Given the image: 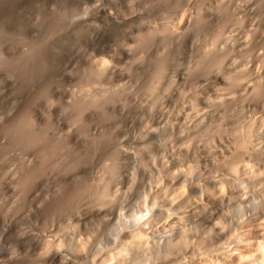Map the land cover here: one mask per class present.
Segmentation results:
<instances>
[{
  "label": "rangeland",
  "instance_id": "obj_1",
  "mask_svg": "<svg viewBox=\"0 0 264 264\" xmlns=\"http://www.w3.org/2000/svg\"><path fill=\"white\" fill-rule=\"evenodd\" d=\"M8 1L10 0H4L3 2L0 1V3L2 2L0 5L1 9L3 7V11L1 10L2 13L0 12V25L3 26L0 27L1 29L5 28L7 31H10L11 29L14 31L16 30L15 32H12L13 35L12 33H10V35H8L9 33H6V35L9 37L8 41H13H7L8 43H11L9 44L11 45L10 47H14L9 48L11 50L21 49L22 52L23 45V48H28H26L25 45L27 42V46L28 44L31 45V43H35L34 46L39 48H36L38 53H35V47L34 54H32L33 51L32 53H29V55L31 54V57L34 55V60H32L33 57L30 58V56H26V54L25 56L27 58H21L19 55L20 51H18L19 54L15 51V53H17L16 55L21 58L19 59V57L14 56V52L11 51L13 52V55L11 54V56L15 57V59L17 57L19 61L9 56L12 61L8 63L5 61L3 66H0V213H5L9 210L8 205H10L13 198V194L7 191V188L12 185L11 180H13L11 179L13 178L11 177L12 174L9 173L8 175V172H11L10 167L14 162V157H11V155L18 151L24 153L26 149L34 148L35 146L34 143L26 144L27 142H25V137H23L28 132V128L25 123L30 120L28 116L29 112H34L38 109L37 112L48 110L51 114V119L46 122L47 125L44 124V127L42 126V133L40 130L39 133L34 136H37L36 140L34 138L35 144H41V146L46 148L47 151L52 149V153L49 152V154L51 153L53 155L56 153L58 156L64 153L60 150L62 153L59 154L58 149L61 148L63 150L66 148V151L64 150L66 153L70 148V152L67 153L69 154V157H66L67 160L70 159V156H73L72 158L76 157L77 159L83 157L84 159L80 158L82 162L86 161L84 162L85 165L82 164L85 167L82 166L80 170L78 169V172L75 173V175H72L66 170L67 168L63 167V165L62 167H58V165H61L62 162L60 158L61 156H57L58 158H55L50 154L51 158H53V162H56V164L59 163L57 167L54 166V171L52 166L55 165V163L50 161L51 159L49 156L50 160L48 161L50 163L47 162L46 168L51 171L50 168L52 167V171L56 172V175H54L53 172V176H55V182L52 180L55 186L52 188L49 194L40 196L38 200L41 212V214H39L40 216L38 215L36 218H31V220L27 221L26 225L24 224L23 226L25 227L24 229L27 235L36 239L38 242L40 241L39 245H42L46 241L56 242L58 240L68 241L80 239L85 243L84 254L89 255V258L83 259L82 262L89 261L91 263L93 262L91 260H94L98 264H101L104 261H107L102 249L110 242L117 231L118 220L120 217L128 220L135 213L143 211L145 209V203L149 204L150 200L153 199L152 191H154L156 188L162 191V195L160 196L164 195L167 197V199L165 197H162V199L160 198L161 201L163 200L162 202L168 204L165 206L164 203H160V206L163 209L168 206V208H170L171 201L175 200V202L178 201L176 204L180 203L178 199L181 198V194L179 193L180 195L178 196L177 192L180 190L183 191L184 189V184H181L184 177L192 175L190 173L191 166L193 167L194 165H197L193 168L194 176L198 174L200 175L194 177L195 179L197 178L196 180L199 182L196 180L195 181L198 183L211 184L214 180H220L221 178H224L225 172L223 169L225 167L222 166L221 168L220 166L219 169H216V166H218V161L214 157L215 155H213L211 152H216L215 150H217L221 145V148L225 149L222 143L223 141L221 142L222 144L220 141L223 139L225 143L227 140H230L232 137H234L236 130L233 128L238 122H244V125H247V121L256 119L257 123L259 121V125L261 123L260 126H262V128L258 126L263 130L261 131L259 128V131H261V133L264 132V100H259L257 103L260 104H258L256 107L248 108L246 102L242 101L240 98L234 97L235 99L233 98L234 100L231 105L232 107L230 108L231 103L226 104V107L229 106V110L225 108V111L228 110V112L226 111L227 114H225L226 112L223 114L224 116L227 115L225 116L226 119H223L224 124L227 125L225 126L223 122L220 121L222 122L223 127H226H224V129H227V133H225L226 131H223L224 133H222L221 128V133H218L219 127H222V125L220 123V126H218L219 117L216 114V110H218L216 109V103H218V101L213 93L217 91L219 86L217 81L214 79V76H212L215 75L214 73L211 75L209 74L210 77L208 75L206 76L205 74V77H208L207 80H205L203 76L204 73L207 72H204L199 67V62L203 52L205 51V48L208 46L210 47L215 43L218 46H216V49L220 48V46H224L228 51L230 46L231 49L232 47H237L236 50L232 52V55L230 54L231 49L230 52L228 51L229 53L227 54L230 56L229 58H226L227 60L225 59L224 62V64L227 62V65L224 67H226L225 69L230 70L229 72H233L231 70L237 71L243 63L244 66L251 65L252 67L260 69L261 71L264 70V61L261 59L264 58V46H262L264 44V3H260L262 0H259L260 2L258 1V3L257 0H252L253 2H250V4H253L251 7H253H249L247 10L251 12H246V9H243L234 15V13L232 14L231 11V14L234 15V19L231 18L233 19L232 23H234H231L230 26V19L228 20V24L225 23L228 22L227 19L232 15L228 16L225 13V16L227 15L228 18L224 16V13L222 15L221 10H219L220 0H23V3L22 0H18L17 2L15 0H11L10 2ZM71 1L74 2L75 6L78 5L77 8H74L75 6H71L73 5ZM132 1H134V3H130ZM150 1L152 2L151 4ZM4 2L8 6L10 4V8H4L6 5ZM225 2L227 4L229 1L221 0V3ZM19 3H22L23 5H20ZM96 3L107 7H113V5H115L114 7L118 6L119 9H124L126 14L129 15V21L136 18L135 14H137V19L139 20L140 18L141 21L134 20L130 22V25L126 24L124 26H103L100 24H91L89 22V18L86 16H83V18H80L79 16L74 17L73 13L75 9L80 8L79 10L82 12V15H84L83 11H87L88 13L93 11L92 5L95 6ZM15 8L18 9L16 10ZM250 8L254 9L250 10ZM4 9H6V12L9 11V13L6 14V16L9 14L7 16L9 19L5 16L4 20L7 18L8 20H6L10 24L9 26L12 25L15 27V29H13V27L10 29V27L7 26L8 24L6 21H2L5 11ZM40 12L42 13L40 14ZM141 14H143V16H147L148 20L145 19V17L144 20L146 21H142L143 16L140 17ZM228 14H230V12H228ZM236 14H239L238 17ZM35 15H39V17L37 18ZM197 15H200L199 17L202 16L201 18L206 17V19L203 18L202 22L201 19L199 20L198 18L202 25L199 24L198 20H196L198 22V25L196 26L198 27H196L194 24L193 26H195V29L189 28L192 31H187V26H189V23L193 21L192 20L188 23V20H191L193 16L194 18H197ZM130 16L133 17L131 18ZM220 16H224V19L227 18L225 19L227 22L223 20V18H221V21L224 22H221ZM207 18L209 20H207ZM237 18L240 19L238 20ZM196 21L194 19L192 24L194 22L196 23ZM3 22L5 23L3 24ZM221 23H224L226 26H221ZM169 25L172 26V28L178 29L179 32L181 31L184 33V37L181 36V39H183L179 40L182 41L180 43L178 40L170 41L167 38V40H165L166 44L164 46H168L164 48V40L162 39H165V35L162 33V30ZM152 28H156V30H152ZM146 31L152 35H146L148 34ZM143 33L146 34L144 35ZM182 33L180 34L182 35ZM24 34L28 38H26ZM141 34L142 37L147 36L149 38L148 39L147 37H144L145 39H143L141 37L142 41H146V39H148L146 42L143 41L145 43L143 46H141L143 43L140 40ZM6 35H0L1 37L3 36L2 39L4 40L1 38L0 39L2 43L4 42V47L7 40H5L7 37ZM170 36L171 35H169V37ZM10 38L11 40H9ZM27 39L29 40L27 41ZM170 39H172V37H170ZM217 40H219V43ZM246 40H248L247 43ZM138 41H140V45ZM167 41L170 42V45L174 42L175 43L170 46L167 44ZM161 42H163V44ZM235 43H238V45L240 44L242 46L239 47L237 44L236 46ZM7 44L6 48L9 46ZM213 45L212 47L215 48ZM243 45H245L247 49H242L245 47ZM227 46H229L228 49ZM212 47H210L208 50H210ZM31 48L33 49V46L30 47V49ZM225 48H223V51ZM226 50L224 52H227ZM239 51L240 53L242 51V54H244L243 52L245 51V55H243L245 57L248 54L246 61L244 60L243 62L240 60L242 54L240 55ZM247 51L248 53H246ZM235 52H237L238 54H236L241 57L239 58V56L234 55ZM259 53L260 57L262 56L261 54H263L260 59L258 57ZM227 54L224 53L225 56ZM21 55H23V53H21ZM29 58L31 60L27 62L26 59ZM100 58L106 59L109 62V65L115 68V75L112 76L114 78H109V76L107 77L102 74H99L100 76H91L89 72L90 64H92L91 62L94 60ZM237 61H239V66L236 65ZM240 61L243 63H240ZM158 64L162 66V72L164 73H161V75L163 74V76L160 75L161 78L160 76L157 77L160 79L154 78V69L157 68ZM4 69H7L9 73ZM225 69L224 71L226 72ZM85 72H87V74ZM26 73H28V75ZM11 74H15L16 76ZM254 75L252 74L253 77ZM11 77L12 79H10ZM90 78L91 80L88 81ZM154 79V84H152ZM95 83L97 84V87L105 86L109 89L104 90L106 89L105 87L104 89L96 88L98 91L97 92L95 90ZM91 87H94L93 90ZM150 87L151 89L154 88L156 92L151 91ZM100 89L104 90V93L101 92ZM118 90L119 93L117 92ZM93 91L94 93L97 92L96 96L98 95L102 97V95L105 94V96H108V102L106 99H101L104 101L102 102L99 100V102L102 104L99 102L98 103L100 105L95 103L97 106H100V108L96 106L97 110L103 109L104 112H101L103 111L101 110L98 111L97 114L94 109L93 113V108H91V105L88 106V103L85 105L87 109L82 108V110L81 105H77L75 108L73 107L75 106V104H73V99L77 100L79 96L81 97V100H84V96L88 95L89 93L94 94ZM99 92L102 94H98ZM108 92L110 95L107 94ZM153 92L156 94L152 95ZM111 93L116 95L115 100H113L114 96L111 95ZM58 95H61V97ZM76 95L77 98L75 97ZM50 97H53V100H50ZM59 97L61 99H58ZM160 97L163 100H160ZM80 99L78 100V104L82 103ZM214 100L216 103H214ZM51 101L52 103H49ZM221 111L223 112L222 109ZM207 112L210 117L212 116L211 122L216 120V118L217 120L214 121V123L218 122L216 123L218 128H216L214 124H211L210 129L208 128V136L206 135L207 130L203 128L205 122L201 123L202 121H200L201 118L204 119L202 116ZM222 112L220 114H222ZM223 115L222 117L225 118ZM220 120H222L221 116ZM17 122L19 127L16 128V132L14 126L17 125ZM70 125H72L73 132H75L72 136L65 137L64 134L62 135V137L64 136L63 138H60L61 135L60 137L56 136L61 133V126L70 127ZM213 126L216 129L215 131L217 135H221V137L219 136L221 140L216 138L218 137L216 134L212 133V135L209 136L211 132H214ZM19 128L21 130H19ZM211 128L212 131L210 132L209 130H211ZM11 130L12 132H10ZM58 130L60 131L58 132ZM204 130L205 132H203ZM201 131L203 132V135L206 136L203 137ZM13 133H15L16 136ZM39 134L42 136L39 137ZM74 135L77 137L75 138ZM213 135H215V137ZM20 136H22V138ZM194 136H198L199 139L196 137L194 138L195 140H193ZM56 139L59 140L56 141ZM214 139H217L219 142V144H216L217 148H215L216 145H214ZM13 141H16V143ZM68 141H71V144L69 142V146L67 144ZM217 141L215 140V142ZM76 142L78 143L76 144ZM227 143L225 144L226 147ZM55 144L57 145V149ZM66 144L69 148L64 147ZM32 145L34 146L32 147ZM61 145H64L63 148ZM51 146L54 147L52 148ZM36 147L37 146H35V148ZM221 148L219 149L222 150ZM14 150L17 151L14 152ZM65 153L64 155L67 156ZM64 155L62 156L64 157ZM134 155L138 157L141 165L140 163H138V165L132 163L131 157ZM59 158L60 161H58ZM65 162L66 161L62 163ZM259 163L261 164L263 162H258L256 164L254 162L252 164L257 169L258 165L260 166ZM50 164L52 166H50ZM260 168L261 171H264V163ZM34 171L33 173L35 174L31 173V171L28 173L29 176H25L28 180L25 177L24 181L22 180L23 178L21 179L23 183L21 182L22 185H20V187L23 186V188H25L23 190L25 196H23L24 198L26 197L25 202L21 206L27 207L30 203H32L33 197L31 192H33V188L38 181V176H40L39 172L37 176L36 171ZM30 174L34 175H32L33 178ZM99 182L103 183V185L108 184L107 189H109L108 192L110 191L109 193L112 195L113 199L112 204H109L110 206H108L109 211L107 215L96 214L93 210L94 208L92 209L88 204H91V201L94 202V197L95 195L97 197L96 193L99 192H97V190H101L100 188H102L103 185H101ZM98 183L101 185V187H98ZM178 185L180 187L183 185V189H179ZM164 187L165 189H163ZM172 189L174 190L172 191ZM250 189H252V187ZM165 191L166 193L164 194ZM249 191L252 192L253 189L248 190V194L246 195L252 194L251 192L249 193ZM175 194L177 199H174L175 196L173 195ZM89 200L91 201L88 202ZM166 200H170V202H167ZM231 204V206H234V201H231ZM178 209H180V207H178L176 210ZM182 209L178 210L179 212L174 211L175 209H172L171 211L173 213L165 214H173V216H175V214L178 216L186 215L187 213L184 214L185 211L182 213ZM199 211L200 210H197L198 213H194L201 215L202 211ZM206 213L207 215H205ZM191 215L193 216L194 214L190 213L188 220L185 219V221L187 220L188 223L183 222L185 223L183 226V223L178 226L179 228L181 226L184 227L183 233L186 236L188 235L186 238L190 237L192 240L193 236L192 234L190 235V233H193L194 235L197 234L196 237H193V241L195 240L194 242L188 238L190 243L192 242L194 244L196 239L199 237L198 235H201L205 230L204 228L207 226L213 228V230L216 231L217 223L220 220L219 210L217 207L212 206L211 210L202 214L203 216L201 215V217L196 215L198 218L195 217V215L193 216L195 218H193ZM203 219L204 221H202ZM248 223H251V221L247 222V224ZM253 224L254 222L248 225L250 229L247 228V225L246 228L252 230ZM185 226H189L190 228L185 229ZM246 228L244 227L245 232H247L246 234L250 235V232L252 231L248 232ZM180 229L183 230V228ZM161 232L163 233V231H160L158 235H161ZM164 236L168 237L166 235ZM186 238L185 242L187 244H185L187 247L185 244L178 247L181 251H185V248H187V251L192 249H189L190 245L188 246L189 242H187L188 240L186 241ZM162 240L161 243L165 242V239ZM155 241L158 240L155 238ZM194 245L190 247H194ZM10 246L14 248L12 253L14 260L13 263L10 264H37V261L40 259L37 257L40 253V249L35 250L37 247L34 248L31 244H29V246L25 242L6 244L8 251ZM181 247H184L185 250H182ZM175 249H177V247ZM180 250L177 249L178 252L183 255L185 254L187 257L192 258L193 255L196 254L194 259L197 257L198 258L196 260L193 259L195 263L199 262L202 258V254L199 252L194 253L195 248L194 250L192 249L193 252L190 250L188 252L189 254L186 251L185 253L181 252ZM35 251L38 253H35ZM203 258H206L207 260L208 257L205 256ZM102 260L104 261L102 262ZM203 260L204 259H201L202 262L205 261ZM108 261L103 264L108 263ZM112 262L118 263V259L117 261L115 259ZM3 263L0 262V264Z\"/></svg>",
  "mask_w": 264,
  "mask_h": 264
},
{
  "label": "bare ground",
  "instance_id": "obj_2",
  "mask_svg": "<svg viewBox=\"0 0 264 264\" xmlns=\"http://www.w3.org/2000/svg\"><path fill=\"white\" fill-rule=\"evenodd\" d=\"M0 1L3 2L4 0H0ZM5 1H7V0H5ZM10 1H8V2H10ZM15 1L17 2L18 0H15ZM224 1H226V0H224ZM227 1H229V2H227V4H226V2L225 3H221V0L219 1L220 2L219 10H221L222 15L224 13V16H225V13L228 16L232 15L233 13L235 15V13H238L239 11H241L243 9H246L245 11L247 12V11H249V10H247V8L251 7V5H253V4H250V2L252 0H227ZM258 1L259 0H257V3H258ZM262 1L261 2L259 1V2L261 4H263L264 1L263 2ZM19 2H21V1H19ZM1 3H0V5H1ZM22 3H23V0H22ZM72 3H73V5H71V4L70 5L74 7L75 6L74 2H72ZM130 3H134V1H132ZM151 3L152 2L150 1V4ZM4 4H6V3L4 2ZM75 4H76V2H75ZM231 4H232V7H231ZM6 5L4 6V8L5 7L10 8V4H9V6L8 5L6 6ZM77 6H75L74 8H77ZM92 6L94 7V8L92 7L93 11H90L89 13L87 11H83L84 15H82V12L79 10L80 8L79 9H75V11L73 13L74 17L79 16L80 18H83V16H86V17L89 18V22L91 24H100V25H103V26H106V25L107 26L108 25H110V26H112V25H114V26H124L126 24L130 25L131 21L138 20L137 19L138 18L137 14H135L136 18L134 17L135 19H132L131 21H129L130 18H128L129 15L126 14V11L124 9H119L118 6H116L118 8L114 7L115 5H113V7H110V6L107 7V6H101L100 4L96 3L95 6L94 5H92ZM20 7L23 8L22 6H20ZM24 7H27V6H24ZM251 8H250V10L254 9V8L253 9H251ZM2 9H3V7H2ZM2 9L0 7V12L1 13L3 11ZM6 9H4L5 10L4 11L5 15L3 14V17H2L3 19L1 18L2 21L4 20L6 14L9 13V11L6 12ZM228 10H230V11H228ZM231 11H232V14H231ZM228 12H230V14H228ZM249 12H251V11H249ZM1 13H0V15H1ZM41 13L42 12H40V14ZM197 14H198V12H197ZM227 15L225 17H227ZM234 15L230 16L229 18L227 17L228 19L225 18V19H227V21L230 19L229 20L230 23H229V21L227 22L223 18L224 16H222V17L220 16V21H221V18H223V20H225L227 22L225 24L229 23V26H230V24L232 23V21L234 19L233 18ZM238 15L236 14L237 17H238ZM36 16L37 15H35V17ZM138 16H140V15H138ZM142 16H143V14H141L140 17H142ZM197 16H198L197 18H194V16H193V18L191 20H188V23L190 21H192V20L194 21V19L196 21V20H198V18H199V20L201 19V21H202L203 18L206 19V17L201 18L203 15L201 17H199L200 15H197ZM38 17H39V15L37 16V18ZM144 18L147 19L148 17L147 16H143L142 21L144 20ZM231 18H233V19H231ZM6 19L4 21H6V23L8 24L7 26H9L10 24L7 22V20L9 18L7 20ZM73 20H75V19H73ZM139 20H140V18H139ZM199 20H198V22H199ZM207 20H209V19L207 18ZM235 20H236V17H235ZM145 21L146 20H144V22ZM237 21H235V22H237ZM192 22L189 23L190 25L188 23L187 24L189 26H191ZM198 22L197 21H196V23L194 22L192 24V26L194 24H195V26L198 25L197 24ZM221 22H224V21H221ZM4 23L5 22H3V24ZM132 23H134V22H132ZM204 23H206V22H204ZM199 24L202 25V23H200V22H199ZM170 25L162 30V33L165 35L164 36L165 39H162V40H164L163 41L164 44H163V42H161L163 44V46L166 44L165 40H167V38L170 41H172V40L173 41L174 40L177 41L178 40V42L180 43V42H182V41H179L181 39V36L184 37V33H182L181 31L179 32L178 29L172 28V26H170ZM201 25H199V26H201ZM223 25H224V23L221 26H223ZM0 26H3V25H0ZM189 26H187L188 27L187 31L191 30L189 28H194L195 29V26H193V27L192 26L189 27ZM225 26L226 25H224L223 27H225ZM9 27H10V29H11V27H13V29H15V27L12 26V25L9 26ZM196 27H198V26H196ZM7 29H8V27H7ZM1 30H3L4 32L6 31V32L4 33ZM150 30H147V31H150ZM152 30H156V28H152ZM0 31H1L0 35L4 36V34L6 35V33L7 34L9 33L8 35H10V33H12L14 30L11 29L10 31L9 30L7 31V30H5V28L1 29V27H0ZM147 33L148 34H146V33L145 34L146 35H150V36L152 35V34H149V32H147ZM180 33H182V35ZM168 34L171 35L170 37H172V39H170ZM12 35H13V33H12ZM2 37L0 36L1 39H2ZM141 37H142V34H141L140 38ZM144 37H147V36H143L142 38L145 39ZM8 38H9L8 36L5 38V40L7 39L6 42H5V47L3 46L4 42L2 43V41L0 39V66L1 67L3 66L5 61H6V63L12 61L10 59V57H13V56H11V54L13 52H14L13 53L14 56H18V55H16L17 53H15V51L16 52L20 51V54H19V52H18V54L21 56V58H24V59L27 58L26 56H28L29 53H32V51H33L32 54H34L35 50H36L35 53H38L37 49L39 47H37V46L35 47L34 46L35 43H31V45L33 44L32 45L33 49L32 48L30 49V47H32V46L29 45V44L27 46L28 42L25 44L26 48L27 47L28 48L27 49H25V47L23 48V46H24L23 45L22 46V49H23L22 52H21V49L20 50H15V49L11 50L10 48H14V47H10L11 45H9V44H11V43H8V42H13V41H8ZM26 38H28V37L26 36ZM140 38H138V39H140ZM142 38L140 39L141 41H142ZM162 38H163V35H162ZM148 39H146V41ZM2 40H4V39H2ZM9 40H11V38ZM28 40L29 39H27V41ZM146 41H144V42H146ZM218 41L219 40H217V42ZM247 41L248 40H246V43H247ZM138 42H139V45H140L141 44L140 41H138ZM144 42L142 43L141 46H143V44H145ZM263 42H264V40H263ZM169 43L170 42L167 41V44H169ZM174 43H172L171 45H173ZM6 44L9 45V46H7V48H6ZM236 44L238 45V43H235V45ZM212 45L210 47H212ZM39 46H40V44H39ZM167 46H164V48L167 47ZM213 46H215V48L212 47L210 50H208L210 48L209 46L206 47L207 49L205 48V51L203 52L201 60L199 62V64H200L199 67L204 72H207V73H204V76H203L205 80H207V78H208V77H205V74H206V76L207 75L209 76V74L211 75L212 73L215 74V75H212V76H214V79L217 81V84H218L219 87L217 86L218 87L217 91L215 93H213L214 96L216 97L217 101H218V103H216V101H215L216 99H215L214 103H216L218 106L220 105L219 107L216 105V107H217L216 109H218V110H216V114L219 117V119H218L219 123L218 122H216V123H218V126H220L219 125L220 123L222 125V127H219L218 133L221 131V129H222V133H224L223 131L227 130V129L226 130L224 129V127L227 124H224L223 119L225 120L226 119L225 116H227V115L224 116L223 114H224V112H226V111L228 112V110H229V106L226 107L227 106L226 104H230L231 103L230 104V108L232 107L231 105L233 103V100L235 99L234 97L240 98L242 101L246 102L247 105H248V108L249 107H256L258 104H260V103H257V102H259V100H261V99L264 100V70H262L263 71L262 72L260 69H256V68L252 67L251 65H250L251 67L249 65H247V66L245 65L244 66L243 62H244V60L246 61V57L248 56V54L246 55V57L243 56V55H245V51L246 50L243 52L244 54H242V51H243L242 49H247L246 46L243 45L245 47H243L242 49L240 48L242 50L241 53L239 51V54L240 55L242 54V57L237 55L238 54L237 52H235V54H234V55L239 56V58L241 57L240 60H242L243 62L240 61V63L242 62L243 64L239 68L238 67L239 66V64H238L239 61H237L236 65H238V66H236V67H238L239 69L238 70L235 69L237 71L231 70L233 72H229L230 70H227V69H225L226 67H224V66L227 65V62H226V64H224V62H225V59L229 58V56H230L227 53L230 52V49H231L230 47L231 46L230 47L227 46V49L229 47V50H228L229 52L226 50V48L224 46L221 47L219 45L221 50H220V48L216 49L218 47L217 44L214 43ZM238 46L240 47L242 45L239 44ZM262 46H264V44ZM34 47H35V50H34ZM223 48H225L224 51L226 50L227 52H224ZM236 48L237 47H235V48L232 47L231 53H230L231 55H232V52H234L236 50ZM166 50H167V48H166ZM11 51H13V52H11ZM162 52H164V51H162ZM21 53H23V55H21ZM224 53H226L227 54L226 56H228V57H226L224 55ZM246 53H248V51ZM25 54H26V56H25ZM39 55H40V53H39ZM261 55L263 56V54H261ZM22 56H25V57H22ZM32 57L30 56V58H32ZM243 57H245V58H243ZM258 57H259V59L261 58L260 57V53H259ZM21 58L19 57V59H21ZM30 58L26 59L27 62L29 60H31ZM13 59H15V57H13ZM16 59L18 60L17 57H16ZM261 59H263V61H264V58H261ZM23 60H20V61H23ZM32 60H34V57L32 58ZM237 60H239V59H237ZM91 63L92 64H90V69L87 67L90 70V71L89 70L88 71L90 72L91 76L92 75L94 76V75L102 74V75L107 76V77L109 76V78L110 77L114 78L112 76L115 75V72H116L114 70L115 68L113 66L109 65V62L106 59H103V58L101 59L100 58V59L94 60ZM16 65H18V64H16ZM223 67L226 70V72L224 71ZM11 68H12V66H11ZM7 69H4V70H7ZM25 69H26V67H25ZM154 70H155L154 71L155 72L154 78L159 77L161 75V73H163L162 72L163 68L159 64H158L157 68L154 69ZM12 71H13V69H12ZM12 71H10V72H12ZM5 72H4V74H5ZM8 73H9V71H8ZM28 73H26V74L28 75ZM85 73L87 74V72H85ZM163 74L161 76H163ZM252 74L253 75L255 74L254 77L252 76ZM2 75H3V73H2ZM11 75L16 76L15 74H11ZM161 76H160V78H161ZM9 77H10V75H9ZM160 78H157V79H160ZM10 79H12V77ZM90 80H91V78L88 81H90ZM154 81H155V79L153 80L152 84H154ZM96 85L97 84L95 83V86ZM99 85H100V83H99ZM85 87H86V85H85ZM89 87H90V85H89ZM104 87L105 86H102V87H97L96 86L95 90H96V88H103L104 89ZM81 88H83V87H81ZM93 88H92V90H93ZM107 89H109V88L107 87L104 90H107ZM150 89H151V87H150ZM155 89H156V87H155ZM155 89L153 88V89H151V91H155ZM79 90H81V89H79ZM100 90H101V92L104 93V90H102V89H100ZM109 92L107 94H109ZM117 92L119 93V90ZM74 93H76V92H74ZM93 93H94V91H93ZM96 93H94V94L89 93L88 95H86L84 93L86 95V96H84V100H81L80 99L81 97H79V96H78L77 100L73 99V101H74L73 104H75V106H73V107L75 108L77 105H81V109L82 108H86L87 109V107L85 105H86V103H88L89 105L88 104L87 105L88 106L91 105V108H93V110H92L93 113H94V109H95V111L98 114V111H101L103 109L97 110V107L100 108V106H97L95 103H97L98 105L102 104V103L99 102V100L106 99V101H107V97L108 96H105L106 94L102 95V97L98 96V95L96 96ZM98 94L101 95L102 93L99 92ZM153 94L155 95L156 93L153 92L152 95ZM111 95H113V94L111 93ZM230 95H232V96H230ZM49 96H51V95H49ZM58 96L61 97V95H58ZM113 96H114V99L113 98L112 99L115 100V96L116 95H113ZM60 97L58 99H61ZM75 97L77 98V95ZM51 99L53 100V97H50V100ZM79 99L82 101L83 104L82 103L78 104L79 103V101H78ZM110 99H111V97H110ZM160 100H163V99H161V97H160ZM106 101H105V103H106ZM102 102H104V101H102ZM112 102H109V103H112ZM49 103H52V101L49 102ZM82 105H84V106H82ZM92 106H94V107H92ZM220 108L223 110V112L221 111ZM225 108L228 109V110L225 111ZM37 110L34 111V112L33 111L29 112V114L27 113L29 118H30V120L27 123H25V122L24 123H25V125L28 128V130H27L28 132L26 133V135L23 136V137H25V142H27L26 144L34 143V145L37 146V147L35 148V146L32 145V147L34 146V148H28V149H26V151L24 153L23 152L21 153L20 151H18V152H16L17 155H16V153L12 154L11 157H14V162H13V158H12V162L13 163H12L11 167L8 165L10 167V171H11V172H8V175H9V173L12 174V176L11 175L10 176L13 177V178H11L13 180H11L12 185H10L7 188L8 189L7 191H9V192H11L13 194V198L11 200L10 205H8L9 210L7 212H5V213H0V262H2V263L4 262L3 264L13 263L14 259H13V254L12 253L14 251V248L12 246H10L9 247V251H8V248H6V244L25 242V243L28 244V246H29V244H31V245H33L34 248L37 247V249H35V250L40 249V251H39L40 253L37 256L40 259L37 261V264H98L94 260H91V261H93L91 263L89 261L88 262H82L83 259H88L89 255L88 254L87 255L84 254L85 243H84V241H82L80 239H78V240H68V241L58 240L56 242H47L46 241L42 245H39L40 241L39 242L36 241V239L30 237L29 235H27L25 233V229H24L25 227H23L24 224L26 225V222L31 220V218H33V217L36 218V217H38L39 214H41L40 207H39V204H38V200H39L40 196H45V195L49 194V192L55 186L54 185V182H55L54 177L55 176H53V172L55 171L54 166L57 167V165L59 164L58 161H60V158H61L62 162L66 161L65 162L66 164L61 162V165L59 164L60 166L58 165V167H62V165H63V167L67 168L66 170L69 171L70 174H72V175H75V173L78 172V169L80 170V168L85 165L84 162H86V161L82 162L81 159L83 157L82 158L80 157L81 159L80 158L77 159L76 157L72 158L73 156L72 157L70 156V159L67 160L66 157H69V154H67V153L70 152V148L68 146H69V142L71 144V141H68V143H67L68 146H67V144H66V146L63 145L64 147H68L69 148L68 149L69 151L67 150L66 153H65L66 148L63 149V150L61 148L58 149V151H59L58 153L59 154L62 153V152H60V150H61L67 155V156H65L64 153H63V154L60 155L61 157L56 155V153H54L52 155L51 154L52 151H53L52 149H50V151H47L46 148L41 146V144L40 145H39V143H37L38 145L35 144L34 138L36 140L37 136L36 137H34V136L37 135V133H39V131L42 129V126L44 124H46V122H48L51 119V114L49 113L48 110H44V111L42 110V112H37ZM39 111H40V109H39ZM87 112H88V110H87ZM101 112H104V110L101 111ZM221 112H222V114H220ZM227 112L225 114H227ZM208 115L209 114L207 112V113H205L202 116L204 119H202V118L200 119V121H202L201 123L205 122L203 128H205V130H207L206 131L207 134L204 133L207 136H208V128L210 129L211 124L212 125L214 124V126L216 128H218L217 124L214 123V121H216L217 118H216V120L213 119L214 121L211 122V117L212 116L210 117V115H209V117H208ZM222 115L225 118H223ZM220 116H221L222 120H220ZM220 121L223 122V124L225 125L224 127H223L222 122H220ZM13 123H14V121H13ZM24 123H23V125H24ZM239 123H242V122H238L237 125H235V127L233 128L234 130H236V134L234 135V137H232V139L227 140V142L229 141L228 143L227 142L224 143V140L223 139L221 140V138H219V136L221 137V135H219V134L217 135V133L215 131L216 129H215L214 126H213L214 127L213 128L214 132H211L212 128H211V130H209L211 132V134H209V136L212 135V133L216 134L218 136L216 138L221 140L220 143L223 141L222 143H223V146L225 147V149L224 148L222 149L221 148V146H222L221 144L222 143H221L220 144L221 146L218 145V146H220V147H218V149L221 148L222 150H220V149L218 150L217 149V150H215L216 152H214L213 149H212V151L214 153L209 151L213 155H215L214 157L218 161V163H217L218 166H216L217 167L216 169H219L220 166H221V168H222V166L225 167L223 169L224 172H225L224 178H221L220 180H214L213 183H211V184L198 183L199 181L196 180L197 178L195 179L194 177L198 176L199 174L194 176V168H193L194 166H197V165H194L193 167L191 166L190 173L192 175L191 176L188 175V177L185 176L183 180L181 179L182 180L181 184H184V186L182 185L184 189L182 188V186L181 187L179 186L180 182H179V185H178L179 189L180 188L183 189V191L180 190L181 192L180 191L177 192L178 196L181 194V198L178 197L179 198L178 200L180 201V203L176 204L178 201L175 202L174 199L175 198L177 199V197H176V194L173 195V196H175L174 199H173L174 201L170 202V200L169 201L166 200L167 202L171 203L170 204L171 206H170V208H168L169 206L164 208L165 212H164V209L160 206V203H164V202H162L163 200L161 201V199H162V197H165V196L164 195L160 196V195H162L161 194L162 191H160V190H158L156 188L154 191H152L153 199L150 200L149 204L145 203V209L143 211L135 213L128 220L124 219L123 217H120V219L118 220L117 231L115 232V234H114L113 238L110 240V242L104 246V248H103L104 250L102 249V252L105 254V256H106L105 258L107 259V261L110 260V261H108L109 264H114V263L115 264H196V263L197 264H264V171H261V168H260V167H262V165L264 163V132L261 133V131H263L261 129L262 126H260L261 123L259 125V121L257 123L256 119H252V120L247 121L246 122V123H248L247 125L246 124L244 125V122L242 124H239ZM258 126H260L261 128L258 127ZM14 127H15V130H16V128L19 127L18 126V122H17V125H15ZM52 127H53V125H52ZM70 127L69 126L68 127H62L61 126V129H60L61 133H59V135H56V136L60 137V135H61L60 138L64 137V136L62 137L63 134L65 135V137L72 136L73 133H75V132H73L72 125H70ZM20 128H19V130H21ZM259 128L261 129V131H259ZM25 129H26V127H25ZM12 130L10 132H12ZM60 130H58V132ZM205 130L203 132H205ZM16 132H17V130H16ZM21 132H20V135H21ZM203 132L201 131L202 136L204 137L206 135H203ZM15 133H13V134H15ZM41 133H42V130H41ZM225 133H227V131ZM193 134H195V133H193ZM39 135H40L39 137L42 136L41 134H39ZM75 135H74V137L76 138L77 136H75ZM15 136H16V134H15ZM213 136L215 137V135H213ZM12 137H14V136H12ZM17 137H18V135H17ZM20 137L22 138V136H20ZM39 137H38V139H39ZM196 137L199 139L198 136H194L193 140H195L194 138H196ZM17 140H18V138H17ZM20 140H22V139H20ZM58 140L59 139H56V141H58ZM64 140H63V143H64ZM215 140L217 141V139H214V143H215L214 145H216L217 143L219 144V142L218 141L215 142ZM53 141H55V140H53ZM13 142L16 143V141H13ZM15 143H14V145H15ZM45 143H46V141H45ZM45 143H42V144H45ZM77 143L78 142H76V144ZM226 143H227V147L225 146ZM28 146L31 147L30 145H28ZM63 146H62V148H63ZM25 147H27V146H25ZM72 148H73V146H72ZM215 148H217V145L215 146ZM56 149H57V145H56ZM15 151H17V150H14V152ZM49 152H51L50 154L53 157H55V158L60 157L59 160L57 161L58 164H56V162H53V160H52L53 158H51ZM211 153H208V154H211ZM62 155H64V157ZM213 155H208V156H213ZM49 156H50L51 160L49 159ZM65 158H66V160H65ZM48 160H50L53 163H55V165H53V166L50 164V166H52L54 168V171H52V169H53L52 167L50 168L51 171H49V169L46 168L47 167V162L50 163ZM212 160H213V157H212ZM131 161H132L133 164H136V165H138V163H140L138 157L135 156V155L133 157H131ZM212 162H214V161H212ZM254 162H255V164L258 163V162H263V163H261L262 165L259 163L260 164V166L258 165L259 169H258V167L256 169V167H254V165L252 164ZM82 164H84V165H82ZM140 165H141V163H140ZM50 166H48V167H50ZM255 166H257V165H255ZM34 170L36 171L37 176H38V172H39L40 176H38V179H37L38 181H37V183L35 184V186L33 188V192H31L32 193V197H33L32 203H30L27 207L26 206H21L25 202V199H26V197L24 198L25 195H24V191H23L25 188H23V186H21L22 188L20 187V185H22L21 184V182H22L21 179L23 178L22 180L24 181L25 178H26L25 176H27L28 173H30L31 171H32L31 173H33ZM195 170H196V168H195ZM33 174H35V173H33ZM2 175H3V173H2ZM54 175H56V172H54ZM10 176H9V180H10ZM33 176H32V178H33ZM32 178H31V180H32ZM52 180H54V182ZM99 180H101V179H99ZM195 180L198 181V182H196ZM99 183H101V182H99ZM101 185H103V183H101ZM101 185L99 184L98 187L99 186L101 187ZM103 186H105V187H103ZM103 186H102V188H100L101 190H97V192L99 191L98 193H96L97 197H96V195H95V197L93 196L95 198L94 202L91 201L93 199L88 201V202L91 201V204L90 203H88V204H89V206L92 209L94 208L93 210L98 215H107V213L109 211L108 206H110L109 204H112V202H113L112 195L109 193L110 191L108 192L109 189H107L108 184H104ZM251 187H252L253 191L252 192L249 191V193L251 192L252 194L246 195V194H248V190H252V189H250ZM176 188H178V187H176ZM96 189H97V186H96ZM159 189H161V188H159ZM163 189H165V187ZM173 190L174 189H172V191ZM165 193H166V191L164 192V194ZM173 196H172V198H173ZM165 198L167 199V197H165ZM169 199H171V198H169ZM231 201H234V203H235L234 206H231L232 205ZM166 205H168V204H165V206ZM212 206L213 207H217L218 210H219V219L220 220L217 223L216 231H214L213 228L207 226V227L204 228L205 230L202 232V234L198 235L199 237H198V239H196V242L194 243L195 245L192 242L190 243L189 240H188V238H190V237L186 238L188 235L186 236L183 233L184 227H182V226L185 224L183 222H187L188 216L190 215V213H193L195 215V217H197V216L201 217L202 214H204L205 212H208L209 210H211ZM176 207L177 208L180 207V209H182L184 207L181 211H182V213H184L183 211H185L184 214H186V213L187 214L186 215H182V216H178L177 214H175V216H173V214H168V215L165 214V213H173L171 211L172 209H175L174 211L180 210V209L176 210L177 209ZM197 210H200L203 213L201 212V215H199V214L197 215L196 213H194V212H197ZM181 211H180V213H181ZM174 213H176V212H174ZM205 215H207V213ZM195 217H193V218H195ZM185 219H187V220L185 221ZM158 221H159V223H158ZM202 221H204V219ZM249 221H251V223L254 222V224L252 225V230H249L250 228L248 227V225L251 224V223L247 224V222H249ZM181 224H182V226L180 228H183V230L178 227ZM197 225H198V222H197ZM246 225H247V228H249V229L246 228ZM186 226H185V229L186 228H190L189 226L188 227H186ZM244 227L246 228V230L248 232L252 231V232H250L251 233L250 235L246 234L247 232H245ZM167 228H169V229H167ZM160 231H163V233L161 232V235H158V233H160ZM191 234H192L193 237L194 236L196 237V235H197V234L194 235L193 233H190V235ZM164 235H166L168 237H165ZM162 236H163V238H162ZM193 237H192V240L190 238L191 241H193ZM155 238L158 241H155ZM157 238H159V239H157ZM185 238H186V241L188 240L187 242L190 243V244L188 243V246L189 245L190 246L194 245V247H190L189 246V249L192 248L194 250V248H195L196 251L194 250V253L195 252H199L200 254H202L201 255L202 256L201 259H204L205 260V261L203 260L204 262H202L201 259H200L199 262L195 263L194 260H196L198 258L197 257L196 259H194L196 254L193 255V257L191 258V257H187V256H185V254L183 255V254H181L180 252L177 251V249L180 250V248H178L179 246L184 245L186 243L185 242ZM162 239H165V242L161 243ZM186 244H185V246L187 247ZM30 247H32V246H30ZM176 247H177V249H175ZM184 247L183 248L181 247L182 250L184 249ZM185 249L184 250L187 253L190 250H191V252H193L192 249H190V250L188 249L189 251H187V248H185ZM185 251H181V252H185ZM36 252L37 251H35V253ZM205 256L208 257L207 260H206V258H203ZM115 259H116V261L118 259V263H116V262L113 263L112 262ZM103 261L104 260H102V262ZM107 261H104L103 263H105ZM208 261H210V262H208ZM99 263H101V262H99ZM103 263H101V264H103ZM108 263H106V264H108Z\"/></svg>",
  "mask_w": 264,
  "mask_h": 264
}]
</instances>
